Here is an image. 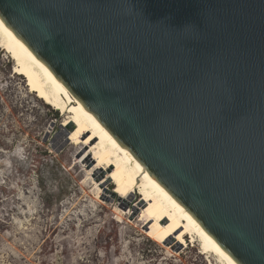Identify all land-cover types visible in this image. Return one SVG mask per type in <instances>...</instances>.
I'll list each match as a JSON object with an SVG mask.
<instances>
[{"label": "water", "instance_id": "obj_1", "mask_svg": "<svg viewBox=\"0 0 264 264\" xmlns=\"http://www.w3.org/2000/svg\"><path fill=\"white\" fill-rule=\"evenodd\" d=\"M0 25L237 264H264V0H0Z\"/></svg>", "mask_w": 264, "mask_h": 264}, {"label": "rangeland", "instance_id": "obj_2", "mask_svg": "<svg viewBox=\"0 0 264 264\" xmlns=\"http://www.w3.org/2000/svg\"><path fill=\"white\" fill-rule=\"evenodd\" d=\"M11 63L0 49V264H217L187 237H164L137 193L83 163L87 142L74 156L67 140L55 145L64 118Z\"/></svg>", "mask_w": 264, "mask_h": 264}, {"label": "bare ground", "instance_id": "obj_3", "mask_svg": "<svg viewBox=\"0 0 264 264\" xmlns=\"http://www.w3.org/2000/svg\"><path fill=\"white\" fill-rule=\"evenodd\" d=\"M0 49L12 61L13 74L25 80L27 91L64 118L55 145L64 139L72 145L87 142L92 161L112 176L113 186L139 195L164 237L174 244L183 243L187 237L192 246H198L200 255L207 256L211 262L237 264L170 193L140 170L118 142L89 123L80 101L63 99L42 74L18 56L9 46L1 25Z\"/></svg>", "mask_w": 264, "mask_h": 264}, {"label": "trees", "instance_id": "obj_4", "mask_svg": "<svg viewBox=\"0 0 264 264\" xmlns=\"http://www.w3.org/2000/svg\"><path fill=\"white\" fill-rule=\"evenodd\" d=\"M72 146V145H71ZM83 148V145L80 144V145H75V146H72L71 150H72V156H74L80 149ZM91 157V154H90V150L86 153V156H84L83 158V163H85V161L87 160L88 158V163H90V158ZM70 159V158H68ZM75 170H77L79 167L77 166V163H75L74 167H73ZM114 230V229H113ZM102 231V230H101ZM100 238L103 240H106L107 236L106 235H102L100 234Z\"/></svg>", "mask_w": 264, "mask_h": 264}]
</instances>
